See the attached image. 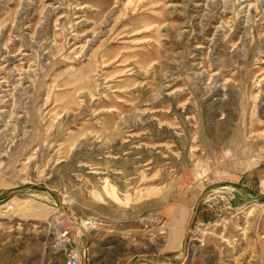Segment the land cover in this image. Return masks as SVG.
I'll return each instance as SVG.
<instances>
[{
  "label": "rangeland",
  "instance_id": "1",
  "mask_svg": "<svg viewBox=\"0 0 264 264\" xmlns=\"http://www.w3.org/2000/svg\"><path fill=\"white\" fill-rule=\"evenodd\" d=\"M70 250L264 264V0H0V264Z\"/></svg>",
  "mask_w": 264,
  "mask_h": 264
},
{
  "label": "built area",
  "instance_id": "2",
  "mask_svg": "<svg viewBox=\"0 0 264 264\" xmlns=\"http://www.w3.org/2000/svg\"><path fill=\"white\" fill-rule=\"evenodd\" d=\"M63 238H64V236H63ZM67 243H69V242L65 241L64 243H62L61 241H57L56 246L59 248L65 249L66 246L68 245ZM81 262H82V258L79 254H77L76 252L71 251V250L68 251V255H67L65 264H81Z\"/></svg>",
  "mask_w": 264,
  "mask_h": 264
},
{
  "label": "bare ground",
  "instance_id": "3",
  "mask_svg": "<svg viewBox=\"0 0 264 264\" xmlns=\"http://www.w3.org/2000/svg\"><path fill=\"white\" fill-rule=\"evenodd\" d=\"M217 141V140H216ZM108 180V179H107ZM106 181V180H105ZM107 183V182H106ZM115 195V194H114ZM92 225V224H91ZM94 225V224H93ZM173 225V224H172ZM88 227H91L89 224H88ZM173 231V232H172ZM172 233H176V229L174 228L173 230H171ZM70 242V241H69Z\"/></svg>",
  "mask_w": 264,
  "mask_h": 264
}]
</instances>
